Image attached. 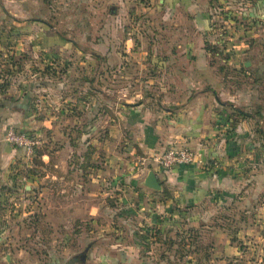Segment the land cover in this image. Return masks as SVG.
Instances as JSON below:
<instances>
[{"label": "rangeland", "instance_id": "rangeland-1", "mask_svg": "<svg viewBox=\"0 0 264 264\" xmlns=\"http://www.w3.org/2000/svg\"><path fill=\"white\" fill-rule=\"evenodd\" d=\"M231 6L233 9L228 11V25L209 23L208 30L216 37L231 32L236 41L239 38L243 39L242 44L247 52L241 51L243 54L235 58V63L232 62L234 58H230V64L227 65L223 58L230 56L234 47H227L225 50L228 52L226 51L225 55L215 43L207 42L206 48L210 51L211 67L218 70L214 73L219 75L223 83L225 91L223 100H231L227 101L231 104L228 106L231 108L230 111L240 110L259 114L262 123L258 127H253L255 135L247 134L243 142L246 149L234 150L233 156L229 155L237 163L245 165L250 162L254 165L259 161L264 162V154L258 152V148L264 145V0H231ZM157 7V0H0L1 86L12 79L18 70L27 77L29 74L31 76V73L36 75L33 78L29 77L28 83L39 84L42 78V82L46 83L47 80L46 84L51 85V88H59V96L53 93L58 97L65 96V93L67 95L68 92H62L65 84L75 86L83 75L92 80L90 94L95 99L98 90L104 88L109 91H107L109 96L117 97L121 94V102H124L133 92L129 86L133 82H137L135 90L139 95L146 96L150 93L158 100L161 97L169 98L176 93H182L183 90L177 92L171 88L161 90L156 83L154 88L141 87L144 81L151 77V74L146 72L141 55L147 48L145 45L149 43L155 50L161 52L165 47L161 36H168L171 33L167 26L161 25L160 18L163 17L164 10L158 11ZM222 14L225 13L221 12L220 15ZM149 32L157 35L154 41H147ZM122 37L127 40H121ZM97 48L105 50L106 54L110 53L105 57L107 62L100 63V66L107 67L105 75L104 69H100L101 77L97 74V70L99 71L97 65L99 53L95 51ZM120 56L123 70L115 73ZM247 62L249 66H245ZM222 68L219 73V69ZM244 69L251 70L252 73L247 75ZM39 73L42 74L40 78ZM161 75L154 74V81L158 82ZM68 91L72 92L70 88ZM195 92L191 90V96ZM29 98L36 100L37 107L40 105L41 98H36L34 94L29 95ZM157 107L171 108L172 105L168 102L162 107L153 104L151 109L156 111ZM106 110L107 122L114 116V112L113 108ZM228 114L232 113L228 111ZM239 122L240 120L231 119L230 125L235 128ZM247 123L249 124L248 121ZM10 129L32 142L30 154L26 146L5 140ZM96 131L91 138L92 148L97 146L94 141L101 138L95 136ZM239 135L242 136V133ZM47 138L48 136H40L35 131L20 130L13 126H8L1 138L0 145H6L15 155L10 158L5 156L3 161L2 151L6 148L0 149V264H183L189 257L194 258L190 254L193 249L189 247L181 249L180 243L184 238L192 242L193 238H199L201 245L209 248L214 241L221 239L218 233H213L212 226L227 227L231 224V230H234L243 220L244 225L252 224L254 219L252 215L248 217L246 215L244 218L240 212L237 213V208H233L235 215L228 217L232 212L222 210L226 208L222 207L219 212L205 218L204 221L192 222L190 226L198 228L196 233L183 231L181 234L182 222L177 217L176 210L169 216L170 209L162 207L152 196L144 193L138 198L131 196L135 182L130 179L126 184L125 177L128 173L127 166L132 165V162L124 152L126 142H120L115 137H105L110 139L106 141L105 150L114 158H106V155L104 157L107 166L112 164L119 168L115 171L117 174L114 177L117 178V182H110L111 175H107L104 182H100V179H97V182L91 181L82 190L87 198L83 204L77 195L78 188L74 179L58 183L56 187L50 184L47 186L46 183L32 186L29 180L33 181L34 173L40 177L49 171L41 168L44 163L39 149L49 142ZM66 139L67 136H63L56 141L61 143L63 140L66 142ZM125 139L129 140V137ZM171 147L178 145L171 144L168 148L162 149V152ZM251 149L254 151L248 153ZM65 155L61 158L63 161H73L71 158L66 160ZM93 156L95 155H91L89 159L95 162L98 160L101 162L100 159L103 158L100 155L96 160ZM134 164L139 166L140 160ZM140 165L145 168L144 164ZM96 166L88 162V167ZM119 177V181L126 186H120L123 184L118 182ZM44 187H47V190L42 193L46 197L37 195L36 193L40 194ZM123 187H128L129 190L126 191ZM62 194L69 197L68 200L61 201L63 208L73 206L75 215L52 218L47 213L43 214L44 208L50 206L52 197L56 198ZM260 196L264 197L263 191ZM80 208L86 210L83 215H80ZM173 215L175 217H171ZM160 217L164 219L161 220ZM259 220L264 221V217ZM154 224L164 230V234H155ZM167 225L170 227L165 228ZM149 229H152L151 232ZM230 236L234 241H239L237 247L240 246L239 251L245 252L244 261H255L257 255L264 259V241L260 246L256 244V248L250 251L243 242L251 235L242 238L244 233L238 235L231 233ZM64 241L67 244H64ZM208 248L201 250L200 254L204 256L206 255L204 251H207L210 255L211 251ZM189 254L191 256L188 257ZM221 256L212 255L210 263L207 264L244 263L240 256Z\"/></svg>", "mask_w": 264, "mask_h": 264}, {"label": "crops", "instance_id": "crops-1", "mask_svg": "<svg viewBox=\"0 0 264 264\" xmlns=\"http://www.w3.org/2000/svg\"><path fill=\"white\" fill-rule=\"evenodd\" d=\"M157 3V10H164V15L160 18L161 25L167 26L171 33L168 36H161L165 43L161 52L155 50L154 46L149 43L145 45L147 48L142 51L141 55L146 72L151 74V77L146 79L141 87L154 88L156 83L161 90L171 88L177 92L183 90L182 93H176L169 98L161 97L158 100L150 93L146 96L139 95L135 90L137 82H133L129 85L133 92L124 102H121V94L117 97L109 96L108 90L104 88L98 90L95 99L90 94L92 80L83 75L77 85L65 84L66 86L62 87V92L66 91L70 95L65 93V96L58 97L60 89L51 88V85L46 84L47 80L46 83L42 82L41 73H39V84H32V82L28 83V78H33L35 74L31 73V76L29 74L27 77L26 74L17 70L14 77L4 82L3 86L0 80V142L8 126L35 131L40 136H48L49 142L39 149L44 163L41 168L49 171L40 177L34 173L33 181L29 180V182L32 186L46 183L47 186L50 184L56 187L58 183L62 184L74 179L78 188L77 195L83 204L87 198L82 190L91 181L97 182V179H100V182H104L107 175H111L110 182H117V178L114 177L117 174L115 171L119 168L112 164L107 166L105 163V155L106 158H114L105 150L106 141H110L105 137H115L120 142L125 141L124 152L132 162V165L127 166L126 184L130 179L135 182L131 196L138 198L142 196L141 193L152 196L162 207L170 209L169 216L176 210L177 217L182 222L181 234L183 231L184 233H196L198 228L190 224L198 223L199 220L204 221L205 218L219 212L222 207H226L222 210L232 212L228 217H233V214L235 215L233 208H237V213L240 212L244 218L246 215V217L252 215L254 218L251 225H244L243 220L234 230H231V224L227 227L212 226L213 233H218L221 239L219 241L213 239L214 243L209 248L208 246L203 247L199 238H193V242L184 238L180 247L181 249L187 247L193 249L190 254L194 258H190L189 254V260L183 264H207L210 263L212 255L219 257V254L223 257L240 256L243 264H264V259L259 255L256 256L255 261H244L245 252L239 251L240 246L237 247L239 241H234L230 236L231 233H237V235L244 233L242 238L251 235L247 236L249 238L243 242L250 251L256 248V244L260 246L264 241V221L259 220L264 217V197H259L262 191L264 192V162L259 161L254 165L247 162L243 165L229 156H233L234 150L246 149L243 142L247 134L255 135L253 127H258L262 122L255 114L256 112H247L248 118L239 119L240 122L232 128L233 125H230L232 114H228V111L229 113L233 111H230L231 108L228 106L231 104L227 102L231 100H223L225 95L223 83L219 75L214 73L217 69L214 70V67H211L210 51L206 48L207 42L215 43L225 55L228 52L225 50L227 47H234V50L229 51L230 56L223 58L227 65L230 64V58H234L232 62L235 63V58L243 54L241 51L247 52L242 44L243 39L239 38L236 41L234 35L230 34L231 32L216 37V35L212 36L208 30L209 23L217 22L218 25H228V11L233 9L231 0H157ZM150 9L147 8V10ZM221 12L225 14L220 15ZM155 38H157L156 34L148 33V42L154 41ZM121 40L126 41L127 39L124 40L122 37ZM95 51L99 53L97 54L99 71L97 68L94 71L97 70V74L101 77L100 69H104L105 75L107 67L100 66V63L107 62L105 57L110 53L106 54V51L100 48ZM119 59L120 63L119 66L116 65L118 68L114 70L115 73L123 70L121 56ZM88 68L90 70V66ZM222 70L223 68L219 69V73ZM90 73L87 72V74ZM160 73L162 74L161 79L158 82L154 81V74ZM245 73L249 75L252 72L245 70ZM165 74L169 79L165 77ZM69 88L71 93L68 91ZM191 90L196 91L192 96ZM53 93H57L58 96ZM31 94H34L36 98H41L38 107L35 105L36 100L29 98ZM166 102L171 103L172 107L161 109L157 107L156 111L151 109L153 104L162 107ZM108 105L112 106L114 112V116L109 118L110 122L105 121L108 114L106 108L111 109ZM123 115L126 116L123 117ZM95 130H97L95 136H101L102 139L98 138L94 141L97 146L92 148L90 143H92L91 138ZM240 133L242 136L239 135ZM63 136H67L66 142L56 141ZM127 137L129 140L125 139ZM171 144H177L178 147L187 146L199 152L206 164L176 165L170 170L157 166L151 159L156 152L162 153V149L168 148ZM2 147L6 148L2 151L3 161H5V156L10 158L15 155L14 151L12 152L6 145H0V149ZM253 151L254 149H251L248 153ZM258 152L264 154V145L258 148ZM64 154H66V160L71 158L73 161H63L61 158H64ZM91 155H95L93 159L96 160L100 155L103 158L100 159L101 162L99 160L95 162L89 159ZM139 160L140 164L144 161L145 168L140 164L134 166V162ZM88 162L97 166L88 167ZM149 171L156 175L161 187L160 191L153 192L144 187L143 183ZM119 179L120 177L118 182L123 184L120 186H126ZM46 188H42L41 193L36 194L46 197L42 193L47 190ZM123 188L126 191L129 190L128 187ZM68 199V195L64 197L63 194L56 198L52 197L50 206L47 205L48 208H44L43 214L47 213L52 218L75 215L73 206H67L65 209L62 206L61 201ZM80 212V215H83L86 212L85 208H80ZM160 219L164 218L160 217ZM156 225L154 224L153 232L157 235L164 234V230ZM176 226L180 228L179 225ZM186 226L189 227L186 228ZM151 230L149 229V232ZM64 244L67 242L64 241ZM206 248L211 251V254L204 251L206 255L202 256L200 252L207 250Z\"/></svg>", "mask_w": 264, "mask_h": 264}, {"label": "built area", "instance_id": "built-area-1", "mask_svg": "<svg viewBox=\"0 0 264 264\" xmlns=\"http://www.w3.org/2000/svg\"><path fill=\"white\" fill-rule=\"evenodd\" d=\"M5 140L12 144L26 146L29 154L32 151V142L25 138L24 135L16 134L13 129H10L6 133ZM151 160L164 170H170L176 165H190L194 163H200L202 165L206 164L199 152L192 150L187 146L169 148L160 154L154 155ZM141 164H144V161H142Z\"/></svg>", "mask_w": 264, "mask_h": 264}, {"label": "water", "instance_id": "water-1", "mask_svg": "<svg viewBox=\"0 0 264 264\" xmlns=\"http://www.w3.org/2000/svg\"><path fill=\"white\" fill-rule=\"evenodd\" d=\"M245 66H249V63L247 62L245 64ZM143 185L145 188H147L148 190H151L153 192L160 191V189H161L160 184L158 182V179L152 171L148 172L147 177H146Z\"/></svg>", "mask_w": 264, "mask_h": 264}, {"label": "trees", "instance_id": "trees-1", "mask_svg": "<svg viewBox=\"0 0 264 264\" xmlns=\"http://www.w3.org/2000/svg\"><path fill=\"white\" fill-rule=\"evenodd\" d=\"M9 37H11L10 35H9ZM13 37H15V36H13ZM16 38V37H15ZM11 39H12V37H11ZM219 55V54H218ZM244 70H247V69H244ZM255 114H257V116H259L258 115V113H255ZM246 118H248V114H247V112H244V111H240V110H235V111H233V113H232V119H234V120H239V119H242V120H244V119H246ZM259 118V117H258ZM232 122H233V120H232Z\"/></svg>", "mask_w": 264, "mask_h": 264}]
</instances>
